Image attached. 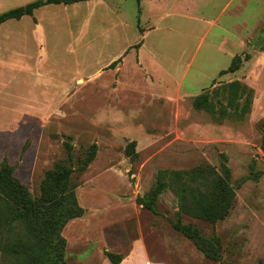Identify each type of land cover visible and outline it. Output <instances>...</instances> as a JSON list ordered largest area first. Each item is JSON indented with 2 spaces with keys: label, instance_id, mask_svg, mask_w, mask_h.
Masks as SVG:
<instances>
[{
  "label": "rangeland",
  "instance_id": "1",
  "mask_svg": "<svg viewBox=\"0 0 264 264\" xmlns=\"http://www.w3.org/2000/svg\"><path fill=\"white\" fill-rule=\"evenodd\" d=\"M34 1L0 0V14ZM236 56L239 70L227 72ZM236 80L241 104L250 101L244 119L215 122L195 110L201 94L226 105ZM263 139L264 0H88L0 25V160L8 156L38 197L45 172L69 164L65 142L76 169L97 145L88 169L73 174L86 214L63 231L69 264L101 260L102 250L123 256L143 232L147 249L172 263L264 264ZM206 167L230 171L236 198L225 220L178 212L171 190L154 211L139 204L160 170ZM172 223L220 239L219 261ZM150 229L167 233L170 248Z\"/></svg>",
  "mask_w": 264,
  "mask_h": 264
},
{
  "label": "trees",
  "instance_id": "2",
  "mask_svg": "<svg viewBox=\"0 0 264 264\" xmlns=\"http://www.w3.org/2000/svg\"><path fill=\"white\" fill-rule=\"evenodd\" d=\"M80 1L88 0H37L1 13L0 25L11 19L33 16L35 10L45 5H69ZM118 62L120 60L110 64L109 68H114ZM240 66L241 59L236 56L227 72H236ZM241 91L242 83L236 80L229 84L226 105L217 108L213 95L201 94L194 99L193 106L197 111L208 113L215 122L226 118L242 120L250 111V101L248 98L241 104ZM214 93L218 97L217 89ZM65 148L69 164L57 162L45 172L38 197L16 176L15 167L8 156L3 157L0 163L1 264H69L66 260L68 243L63 231L70 221L86 214L85 208L78 201L73 174L88 169L96 157L97 145L91 147L84 164L77 169L73 167V145L65 142ZM133 149L130 146L128 153L135 157ZM261 149L264 152V139ZM229 180L228 168L224 169L223 174L212 167L189 171L160 170L151 194L139 204L154 211L158 197L171 190L178 199V212L217 223L229 216L235 203L236 191ZM172 225L191 239L206 258L219 261L220 239L205 238L198 228L191 225ZM107 256L112 264H119L123 258L112 253Z\"/></svg>",
  "mask_w": 264,
  "mask_h": 264
},
{
  "label": "crops",
  "instance_id": "3",
  "mask_svg": "<svg viewBox=\"0 0 264 264\" xmlns=\"http://www.w3.org/2000/svg\"><path fill=\"white\" fill-rule=\"evenodd\" d=\"M35 13V12H34ZM34 16V15H33ZM143 43V42H142ZM142 45V44H141ZM141 47V46H140ZM119 67H117V71H118ZM3 160V158L0 160ZM11 163V162H10ZM140 224V222H139ZM141 226V224H140ZM154 229H150V231L148 233V236L152 238V241L155 242V245H158V247L165 245V247L170 248V243L172 242V240L169 238V236L167 235V233H161V234H157L155 235ZM146 234L140 233L139 235H137V237L135 239H130L129 241H127L128 243V248L126 249V252L123 255V258L121 260V262L119 264H176V263H172L170 261H166L163 258H158L157 253H159L160 251L154 249L153 252H151V250L147 249V244H146ZM157 241V242H156ZM126 243V244H127ZM161 244V245H160ZM114 248H116L119 252V248H120V240L118 242L117 246L112 245ZM96 254V252H94ZM99 253V252H97ZM100 259L96 260V256L94 257L93 260L88 259V263L87 261L85 262V264H96L98 261H106L107 260V264H112L111 260L108 258L106 252L104 250H102L100 253ZM93 256V255H92Z\"/></svg>",
  "mask_w": 264,
  "mask_h": 264
}]
</instances>
